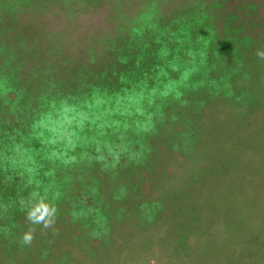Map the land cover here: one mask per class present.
I'll return each instance as SVG.
<instances>
[{
	"label": "rangeland",
	"instance_id": "rangeland-1",
	"mask_svg": "<svg viewBox=\"0 0 264 264\" xmlns=\"http://www.w3.org/2000/svg\"><path fill=\"white\" fill-rule=\"evenodd\" d=\"M117 24L93 80L33 112L40 131L0 108V264H264V0H0V103L11 90L26 107L28 80L9 83L6 64L31 76L58 28L93 44ZM68 122L100 132L104 156L53 196L33 154ZM40 198L56 209L47 229L26 219Z\"/></svg>",
	"mask_w": 264,
	"mask_h": 264
},
{
	"label": "trees",
	"instance_id": "trees-1",
	"mask_svg": "<svg viewBox=\"0 0 264 264\" xmlns=\"http://www.w3.org/2000/svg\"><path fill=\"white\" fill-rule=\"evenodd\" d=\"M208 23L209 19H207L206 23L203 25L206 26ZM117 25L118 27H113V33L109 35L106 33L105 36H99L98 42L93 44H90L89 42L87 43L82 38L76 40L69 38V33L72 29L68 27V25H66L64 29L58 28V30L54 32L51 40L47 41L48 46L45 48L40 47L34 49V51L43 53L46 58L50 56L51 58L49 59V62L42 67L39 66L40 63L37 64V67L39 68H36L37 70H35L31 76H29L31 70L28 72L24 67L23 69L20 67L13 69V67L9 68L6 64L7 71L5 74L9 83L13 81L18 84L19 81L27 82V80L28 83L26 90L24 91L26 99L23 102V105H26V107H23L21 110H19L18 102H16V98L14 97V92L11 90L8 92L2 91V95H6L0 103V108L11 113H4L6 116L4 119L9 118L10 116L14 117L17 119L18 126L22 128V131H26L28 134H33L35 129L40 131L45 125L44 122H42L45 116L41 119L38 118L37 120H34L32 119L33 112L37 114V109L40 110L43 106L41 104L46 101L49 102V105L52 107L59 106L55 105V103L58 102V98H65L64 96H70L69 94L73 93L71 87L64 91V89L68 87L69 82L74 80H77L76 82H81L82 79L84 80L86 77H89L86 80H93V75H97L98 73L93 65L94 54L97 55L98 52L99 55H101L99 49L102 48V44H104L101 42H107L109 40L108 38H114L118 33L122 34L126 28L125 25ZM21 33H25L23 37L27 36V32L24 30ZM113 41H115V39ZM80 45L86 47V50L84 51V54L86 53V55L81 54L84 49L81 50L79 48ZM10 46L11 44L7 37L0 38V54L2 49L5 51ZM68 51L69 55L72 51L74 52L71 56H66L64 52ZM113 53H115V48L112 51V54ZM26 73H28V78L25 79ZM90 74L93 75L91 76ZM33 75L35 76V87H43V93L39 91V95L41 97L43 95L42 98H44L36 99L34 102L33 94L35 92L33 93ZM86 92L88 91L83 92V94ZM12 110H16L17 112ZM58 111L59 110H56L53 116H57V118L63 122L64 120H62L60 115L64 114H60ZM42 115L43 114L41 113L40 116ZM114 120V118L108 117L104 123L107 126L111 125L113 127L115 126ZM86 127V122L83 123V126L80 127V129L79 125L73 122H68L61 126L60 123H57L56 128H53L50 131L47 130L44 133V136L40 135L45 141L41 146V150L38 149L36 154H33V158L35 156H40L36 162L37 165L41 166L40 171H46L52 175L53 181L49 183V187L53 190V196H55L56 193L57 195L59 194V186H57L55 181L56 178L62 179V176L73 175L74 170H80L81 174L85 170L90 173L98 170V161L101 160V156H104L103 147L105 144L102 142L103 135L99 136L100 132H95L96 134L92 132L94 135H84L83 133L86 130ZM32 137H29V141ZM73 153H78V156L74 158Z\"/></svg>",
	"mask_w": 264,
	"mask_h": 264
},
{
	"label": "clouds",
	"instance_id": "clouds-1",
	"mask_svg": "<svg viewBox=\"0 0 264 264\" xmlns=\"http://www.w3.org/2000/svg\"><path fill=\"white\" fill-rule=\"evenodd\" d=\"M256 55L264 59V51L257 50ZM37 194H33L35 197ZM29 211L26 219L33 225L42 224L45 229L55 224L56 209L50 204H46L43 198H40L36 203H29ZM35 229H30L23 235V244H31L34 238Z\"/></svg>",
	"mask_w": 264,
	"mask_h": 264
}]
</instances>
